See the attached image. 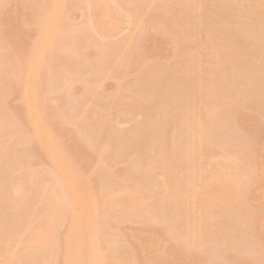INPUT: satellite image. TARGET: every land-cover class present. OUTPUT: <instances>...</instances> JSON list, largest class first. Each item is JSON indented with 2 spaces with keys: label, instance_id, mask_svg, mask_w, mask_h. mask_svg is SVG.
<instances>
[{
  "label": "rangeland",
  "instance_id": "1",
  "mask_svg": "<svg viewBox=\"0 0 264 264\" xmlns=\"http://www.w3.org/2000/svg\"><path fill=\"white\" fill-rule=\"evenodd\" d=\"M43 1L0 0V264H72L77 256L81 264H98L100 258L103 264H264V98L251 96L245 83L243 86L239 81L241 84L237 82L233 89L246 97L227 103L229 106H217L207 117L204 107L209 100L194 90V84L193 95L183 94L180 99L183 91L178 82L175 86L179 89L173 87L175 80L165 81L168 74L186 80L190 72L210 71L217 97L226 80L222 62L213 61L215 52L223 53L219 43L222 35L234 41L231 52L241 54L240 72L252 73L250 63L264 60L259 50L264 0H194L197 7H188L180 14L183 22L175 19L176 13L166 17L152 7L162 2L174 5L178 0H155L152 6L145 5V0H89V5L87 0H57L59 4ZM33 4L35 10L40 8L42 17L33 11ZM55 7H60V12ZM46 12L48 19H58L55 25L54 17L46 22ZM91 22L103 23L109 29L102 31L100 25L95 32L96 24ZM246 22L253 30L250 36ZM42 30L47 37L39 39ZM62 39L66 46L71 40L77 45L70 43L68 48L73 49L66 50L59 42ZM119 49L125 57L130 52L131 59L123 60L124 55L122 60L116 58L122 55ZM71 50L75 51L70 57ZM34 55L37 57L31 65L35 67H30L37 69H33L28 84L36 95L35 113L41 115L37 123L25 113L24 82L20 78ZM75 62L80 63L78 72ZM116 62L120 68L115 67ZM150 71L156 73L157 82L146 78ZM162 85L165 90L169 88L168 100L174 98L176 102L165 122L156 126L163 130V137L152 141L146 125L158 105L157 98L153 99L155 106L146 100L149 102H141L142 107L127 99L136 87L143 86L142 90L152 95L158 92L154 93L153 87L164 88ZM184 99L198 104L200 112L203 107L201 114L196 109L199 121L208 125L218 121L220 125L213 128L208 140L199 133L190 136L201 143H195L199 144V155L189 165L178 162L188 129L181 123L186 115L177 107ZM95 112L104 114L98 117ZM102 121L105 124L101 125ZM137 128L140 137L124 140L123 135ZM44 129L47 134L38 136ZM153 144L156 152L149 151ZM162 144L167 150L176 149V154L167 155L165 164L156 162L157 167L149 172V158L163 159L157 151ZM47 149L58 151L64 162L57 165ZM216 167L243 186L219 192L217 202L205 206L207 194L202 188ZM66 168L72 190L66 188L59 172ZM243 168L246 176L241 174ZM160 182L165 187H160ZM19 183L23 185L22 197L13 203L12 186ZM126 187L133 191V206L123 203L127 195L119 189ZM175 188L184 191L179 199L184 207L181 212L168 197ZM46 189H55L57 195L52 197L54 194ZM207 207L208 212L217 210L233 230L222 233L215 222L207 223L196 238L202 244L197 247V241L192 244L184 229L187 218H201ZM48 211L54 217L52 229H48L52 219ZM239 215L246 220H235ZM79 229L87 235L96 231L98 234L91 236L96 237L95 242L80 236ZM19 254L22 257L17 261Z\"/></svg>",
  "mask_w": 264,
  "mask_h": 264
},
{
  "label": "bare ground",
  "instance_id": "2",
  "mask_svg": "<svg viewBox=\"0 0 264 264\" xmlns=\"http://www.w3.org/2000/svg\"><path fill=\"white\" fill-rule=\"evenodd\" d=\"M46 1V0H45ZM45 1H43V2H45ZM48 1V0H47ZM88 1V2H87ZM87 1H85L84 3H86V4H90L89 2V0H87ZM226 0H221V2H225ZM52 2V1H51ZM51 2H49V3H51ZM55 2L56 3H58L59 4V2L57 1V0H55ZM152 2H155V0L153 1V0H145V5H151V3ZM31 3H33V2H31ZM101 4V2L99 3V5ZM156 4V6H154ZM88 5H86L87 7L86 8H88ZM154 5L152 6L153 8H155V9H160L163 13H164V15H166V17H172L175 13L177 14L176 16H175V19H178V20H180L181 22H183L184 21V19H183V14L182 15H180L181 13H183L184 11H185V9L186 8H188V7H191L192 9L193 8H196L197 7V4H195V1L194 0H178V1H176V3L174 4V5H172V4H168V3H154ZM33 6H35V4H33L32 5V9H33V11H35V12H37L38 11V16H40L41 15V13L39 12V10H40V8H38L39 10H35V8H33ZM48 6V5H47ZM105 6H106V4H105ZM158 6V7H157ZM56 7H58L57 6V4H56ZM55 7V8H56ZM148 8H150L149 6H147ZM151 7V8H152ZM119 9H122L121 7H119ZM48 10V9H47ZM52 10H54V9H52ZM55 11L57 12V11H59L60 12V7L59 8H56L55 9ZM121 11H123V10H121ZM48 12V11H47ZM47 12H46V15L45 16H47V20H46V22H48L49 21V19H51L52 20V18L54 17V16H52V18H49L48 19V15H47ZM50 12H51V8H50ZM33 13V12H32ZM135 13V16H136V18L138 19L139 17H138V14H136V12H134ZM35 16H37L36 15V13H33ZM32 14V16H34ZM51 14V13H50ZM60 13H56V16L57 15H59ZM35 16L32 18V19H35ZM43 15H41V17H42ZM44 16V17H45ZM134 16V15H133ZM92 17V16H91ZM95 17V16H94ZM38 18V22H42L41 24H44L43 23V21L42 20H39V17H37ZM58 18V17H57ZM136 18H134V22H138L137 21V19ZM95 19V18H94ZM100 19H101V21H105L103 18H101L100 17ZM99 19V20H100ZM103 19V20H102ZM141 20H140V22H142V18H140ZM44 21H45V18L43 19ZM57 20L58 19H56V17H54L53 18V25H55L56 24V22H57ZM91 20V19H90ZM139 20V19H138ZM247 20H248V22H250V19L249 18H247ZM36 21V22H37ZM97 21H98V19H97ZM151 21V20H150ZM34 23H35V25L37 24L35 21H33ZM88 22V21H87ZM86 22V23H87ZM106 22V21H105ZM155 22H157L156 20H155ZM248 22H246L247 24H245V27H246V33L250 36V35H252V33H253V30H252V27H250L249 26V23ZM151 23L153 24V25H156L155 23H154V21L152 20L151 21ZM39 24V23H38ZM37 24V25H38ZM40 24V25H41ZM91 24L92 25H94V24H96V25H94V27H95V32L96 31H99L100 30V28H102V27H104V25L102 26L101 24H103V23H99V22H95V23H92L91 22ZM137 24V23H136ZM100 25H101V27H100ZM109 27H110V25L109 24H107ZM137 25H140L141 26V23H139L138 22V24ZM58 26V25H57ZM89 27L91 26V25H88ZM98 26V28H96ZM39 27H41V29H42V27H43V25L42 26H39ZM83 26H81V28H82ZM84 27H86V26H84ZM100 27V28H99ZM107 26H105L104 28H102V31H103V29H104V31H105V28H106ZM137 27V26H136ZM139 27V26H138ZM38 28V27H37ZM88 28V27H87ZM108 28V27H107ZM40 29V28H39ZM40 29V30H41ZM56 32L57 33H59V30H58V28L56 27ZM89 29V28H88ZM88 29H86V33L88 32V33H91ZM97 29V30H96ZM109 29V28H108ZM108 29H106V30H108ZM38 30V29H37ZM40 30H38V31H40ZM50 30V29H49ZM44 31H46V30H44ZM43 30H42V32L38 35L39 36V39H43L44 38V36H46V35H43V32H44ZM84 31H85V29H84ZM56 32H54V34H56ZM261 32H262V34H263V41H262V43H261V45H260V53L264 56V24L262 25V27H261ZM85 33V32H84ZM94 33V32H93ZM100 34H98V33H96V34H98L99 36L101 35V34H103V32L101 33V31L99 32ZM45 34H46V32H45ZM105 34V33H104ZM97 35V36H98ZM185 35H189V33L187 32V33H185ZM41 36V37H40ZM47 37V36H46ZM101 37V36H100ZM72 37H70V39H71ZM61 39V38H60ZM61 44H63L64 46H66L67 44H66V42H63V39L61 40V41H59ZM70 43L71 44H75V45H77V43H73L72 42V40L71 41H69V43H68V46H66L67 48L70 46ZM219 43H220V46H222L223 48V53L221 52V55L219 54V52L218 53H216L215 52V54L213 55L214 57H213V59H215V60H213L214 62L216 61V63L215 64H218L219 62H222V65H224V76H225V78H226V80H224L225 81V86H224V88L221 90L222 92L218 95L217 94V97L215 96L216 94H214L213 93V90L212 89H214L216 86H215V81H213L214 80V76H213V74L214 73H212V72H210V71H202V72H200V73H198L197 75L195 74V73H191L190 72V75L188 76L187 75V77L186 78H188V79H183V77L182 78H180V76L178 77L177 75H175V74H168V76H166L167 78H166V80L165 81H167L168 80V83L170 82V81H172V80H175V82H174V86L173 87H177V89H179V87H180V89L183 91V93H182V96H180V99H182L183 98V96L185 95V97H189L190 95H191V93H192V95H193V93H194V91H193V89H192V84H194V86H195V88H194V90L196 91L197 90V92H199V93H202V95L207 99V100H209V104H205L206 106L204 107V114L208 117V116H210V115H212L213 114V112H216V110L218 109L217 108V106L218 107H222V105H224V107H225V105H228L229 106V104H227V103H230V105H231V103L232 104H234V103H236L235 101H239L238 99H241V98H244V96L246 97V95L245 94H243V93H240V91H236V89H233V87L235 88V86L237 87V85H236V83L238 82V83H242V85L244 86V84H243V82L245 83V85H246V89L245 90H247V88H248V90H249V92H250V94H251V96L254 94V96H258V98L259 97H262L261 99H263L264 98V64L262 63V61L264 62V60L262 59V61L261 60H259V61H255V62H252V63H250V67L252 68V73H242V72H240L241 70H242V68H241V65H242V57H241V54L239 53V52H236V51H234V50H232V52H231V49L233 48V46H234V41L232 40V39H230V38H228V39H225L224 38V36L222 35L221 36V38L219 39ZM61 44H60V46H61ZM66 44V45H65ZM75 45H72V46H75ZM100 46L102 45V44H99ZM102 47V46H101ZM62 48V47H61ZM75 48V47H74ZM129 48V47H128ZM221 48V47H220ZM33 49V48H32ZM41 49V50H40ZM65 49V48H64ZM70 49H73V48H70ZM70 49L68 48V49H66V50H69L70 51ZM127 49V48H126ZM63 50V49H62ZM65 50V51H66ZM121 49H119L118 50V53H120L119 51H120ZM124 51H125V49H123ZM37 51H42V48H37ZM72 51H75V50H71V53L69 54V52H68V55L71 57V55H72ZM128 51V49L126 50V52L125 53H128L127 52ZM130 51H132V49L130 50ZM63 52H64V50H63ZM67 52V51H66ZM118 53H115V54H117V55H115V57L116 56H118ZM125 53H120V54H122L121 56L119 55V57H116V58H120V57H122L123 58V55H124V57H125ZM35 54H38V52H35ZM260 54V55H261ZM38 55H40V54H38ZM42 55V54H41ZM66 55V57L65 58H67L66 60H68V57H67V54H65ZM64 55V56H65ZM36 55H34L32 58H31V62H30V64L28 65H26L25 66V68H24V71L22 70V72L21 73H23L22 75L23 76H21L20 78H22V82H24V89H23V91H24V95H23V98H24V101H25V113L28 115V117L30 118V120L33 122V123H37V122H40V119H41V115H37L36 113H35V110H34V107L36 106V101H35V97H36V95H35V92L33 93L32 92V89L29 87V82H28V80L34 75V70H35V72H36V69H37V67H36V69H32L31 67H30V65H31V63H32V61H35L34 59H36V57H35ZM43 56V55H42ZM113 55H111V57H112ZM69 57V58H70ZM111 57H109L110 59H111ZM126 57L127 58H130V52H129V54H126ZM126 57L125 58H123V60L125 59L126 60ZM261 57V56H260ZM27 58V57H26ZM34 58V59H33ZM108 58V59H109ZM112 58H114V56L112 57ZM30 59V58H29ZM109 59V60H110ZM131 59V58H130ZM27 60H28V58H27ZM27 60H25L26 62H27ZM70 60V59H69ZM117 60V59H116ZM120 60H122L121 58H120ZM119 60V61H120ZM71 61V60H70ZM111 61H113V59H111ZM129 61V59H127V62ZM212 61V62H213ZM109 63H110V61H108ZM114 62H115V58H114ZM122 62V61H121ZM37 63V62H36ZM106 63V62H105ZM113 63V62H112ZM112 63H110V64H112ZM124 65H125V63L124 62H122ZM33 64V63H32ZM75 65H74V67L75 68H77L76 69V71L75 72H78V69L80 68V63L78 62H75L74 63ZM77 64V65H76ZM114 64V63H113ZM116 64H117V62H116ZM119 64V63H118ZM117 64V65H118ZM121 64V63H120ZM122 64V67H124V65ZM221 64V63H220ZM25 65V64H24ZM106 65H108V64H106ZM32 67H35V65H31ZM109 67L111 66V65H108ZM114 67V66H113ZM115 67H117V68H120L121 66H116L115 65ZM114 67V68H115ZM75 68H74V70H75ZM209 70V69H208ZM189 74V73H188ZM236 74H238L239 75V80L237 81L236 80ZM155 76H157L156 75V73H151V71H150V73L147 75V77L146 78H148V77H150V78H152V79H157ZM38 77V76H37ZM149 78V80H151ZM184 78H185V76H184ZM164 79V78H163ZM190 79V80H189ZM40 80V79H39ZM201 80H203V81H201ZM152 81V80H151ZM154 81V80H153ZM162 81V80H161ZM240 81V82H239ZM33 82V81H32ZM156 82H157V80H156ZM159 82V81H158ZM178 82V84H179V87L178 86H175L176 84L175 83H177ZM213 82H214V86H213ZM240 83V84H241ZM170 84H172V83H170ZM165 85V84H164ZM169 85V84H168ZM163 86V85H162ZM140 87H142L143 88V86H140ZM164 88H162V87H157V88H155V86L153 87L154 88V93L155 92H157L156 94H152L151 92H149L148 94H152V95H147L146 94V92L145 91H147V90H142V88H137L136 87V89H134V91L132 92L133 93V95L130 97V98H128L127 99V101L130 103V104H136V106L138 105V106H140V104H142L141 102H145L146 100H152L153 101V103H152V105H154L155 104V100H153V99H155V98H157L156 100H157V106H155L154 107V111L151 113L150 111V114H149V116H148V125H146V127H148V129H147V131L148 132H150V135L151 136H153L151 139H152V141L153 140H157L158 138H160V137H163V134H164V132H163V130L161 129V128H158V127H156V126H158L159 124L161 125V124H163L164 122H165V120H166V118L168 117V115L170 114V112L173 110V101H175L176 102V99H171V100H168V99H170L169 98V96H167L166 95V91L169 89H167V90H165L166 89V87L165 86H163ZM170 87V86H169ZM175 88H172V90H174ZM215 90V89H214ZM238 90V89H237ZM148 92V91H147ZM152 92H153V89H152ZM242 92V91H241ZM248 92V93H249ZM178 93V92H177ZM184 94V95H183ZM165 95H166V97H165ZM179 95V94H178ZM177 95V97H179ZM181 95V94H180ZM249 95V94H248ZM148 97H149V99H148ZM168 97V98H167ZM176 97V96H175ZM205 100V99H204ZM146 102H149V101H146ZM234 102V103H233ZM202 103V102H201ZM200 103V104H201ZM151 105V107H153ZM196 105H198V104H191V103H189V102H187L185 99L184 100H182V102L179 104V105H177V107H179V108H181V110L185 113V115H186V117L185 118H182L184 121H182L181 123H182V125L183 124H185L186 126H187V130H185V132H186V135H185V139H186V141L184 142V145H183V147L179 150V152H178V162L179 163H181V164H187V165H189L190 163H193V161L197 158V156L199 155V151H198V146H199V144L201 143V141H199V139H197V141L196 142H198L197 144L198 145H196L195 143L196 142H194V140H192V139H194V138H190V136L191 135H193L194 133H199L200 135H201V137H202V135H203V139L205 138V140H208L209 138H211L212 137V131H213V128H217V127H219L220 125L217 123V122H213V125H208L207 123H203V122H201V121H199V114H201L202 113V111H203V107H201L202 109V111L200 112V107L198 106H196ZM204 105V104H203ZM202 105V106H203ZM209 105V106H208ZM140 107H142V106H140ZM217 108V109H216ZM149 109V108H148ZM196 109H199V114H198V110H196ZM152 110V109H151ZM99 112H100V110H99ZM107 112V111H106ZM90 113V112H89ZM96 113V112H95ZM102 114H104L103 112H101ZM40 114V113H39ZM94 114V113H93ZM102 114H98V113H96V114H94V115H98V117H100ZM204 114H202V115H204ZM91 115H92V113H91ZM100 115V116H99ZM201 115V116H202ZM204 115V116H205ZM196 116H198V117H196ZM201 116H200V119H201ZM198 118V119H197ZM202 119H203V117H202ZM151 123H153L154 124V126L151 124ZM99 124V126H100V122L98 123ZM98 124H95L94 126H96L94 129L96 130L97 129V131H98ZM103 124H105V122H103L102 121V123H101V125H103ZM209 124H212V123H209ZM93 126V127H94ZM108 126V125H107ZM151 126H153V129L152 128H150ZM163 126V125H162ZM103 127H105V126H102V127H99V129L101 128H103ZM46 128V127H45ZM100 129V130H101ZM49 130V129H48ZM96 131V132H97ZM100 132V131H99ZM146 132V131H145ZM182 133H183V130L181 131ZM44 134H47V131L44 129L43 131L42 130H40V132L38 133V136H40V137H42V136H44ZM140 135H141V131L137 128V129H134V130H131V131H129V133H127V134H125V135H123V138H124V140H127V137H131V138H133V137H135V136H138V137H140ZM200 137V138H201ZM122 140V139H121ZM173 140H174V138H172V142H171V144L173 143ZM201 140H202V138H201ZM203 141V140H202ZM122 142V141H121ZM155 144H156V146H157V142H155ZM169 149H170V147H169ZM168 149V150H169ZM55 150V149H54ZM52 151L51 149H47V155L48 156H50L52 159H53V161L54 162H56V164L58 165L59 163H63L64 161H62V157L60 156V154H58V151ZM168 150H167V148H166V146L164 145V144H162L161 146H159L158 147V149H157V151L160 153V154H162V157H163V159H161L160 161L159 160H156V159H154L153 157H151V158H153V159H151V158H149V161H148V163H147V167H148V170H149V172L151 171V170H153L154 168H155V166L157 167V164L155 165V163L156 162H158L159 164H162V163H164L165 164V161H167L168 160V157H167V155H175L176 154V152H175V150H173V148L172 149H170L169 150V152H168ZM149 151L150 152H156V150H155V145L153 144V146L151 145L150 146V148H149ZM220 164L222 165V169H223V167H224V164H223V162L222 161H220ZM222 169H221V167H216L215 169H214V171H212V173L210 174V177H209V179L207 180L208 182L207 183H205L204 184V186H203V188H202V191H203V193L205 192L206 194H207V197H206V199H205V201L207 202L206 203V205L205 206H208V205H210V204H214L215 202H217V200H218V197L220 196V194H219V192H223V191H227V190H230V191H233L232 189H234L235 187H237L238 186V184L241 186L242 184H241V181H237L234 177H232V176H230L229 174H227L226 172H224V171H222ZM59 172H60V175H61V178L63 179V182H64V184H65V186H66V188L68 189V190H72V187H73V184H71L70 183V181H69V177H68V174H67V168L65 169V170H59ZM241 174L243 175V176H246L248 173H247V170L246 169H242L241 170ZM160 187H165L164 185H163V183H161L160 182V185H159ZM243 186V185H242ZM12 189H15V193H14V196H12L11 197V201L13 202V203H16V202H18L19 201V198L20 197H22L21 196V193L23 192V185H20V183L19 184H16V185H13L12 186ZM46 190H48V189H46ZM119 191L123 194L124 193V195L126 194L127 196H124V199H122L123 200V203H125V204H127V205H131V206H133V203L132 202H134L133 200H134V198L135 197H133L132 198V194L133 193H130V191H132L131 190V187H126V188H123V189H119ZM133 192V191H132ZM48 193H53L54 195H52V197L53 196H55V195H57V193L55 192V189H49L48 190ZM128 193H129V195H128ZM183 193H184V191L183 190H179V189H177V188H175V189H173L171 192H169L168 193V197H169V199H171L173 202L175 201L176 203H177V205H175V207H176V209L179 211V212H181V211H183L184 210V207H181V206H183V204H182V201H180L181 199H180V197L183 195ZM130 195H132V196H130ZM123 196V195H122ZM123 198V197H122ZM223 198V197H222ZM229 198V197H228ZM180 199V200H179ZM111 200V199H110ZM80 201H82V202H80ZM79 202H80V205H81V207H84V203H83V200H80ZM224 201H227V200H224ZM111 203H113V202H111ZM228 203V202H227ZM59 204V203H58ZM58 204H55L54 206H49L47 209H51L52 207H55V206H57ZM13 207H15V204H11ZM110 205V204H109ZM112 205V204H111ZM229 206V204H227L225 207H228ZM208 207L205 209V211L206 212H204V215H201V218H197V219H190V218H187L188 220V222L186 223L187 225H186V227H185V231H186V233H187V237H188V239H189V237L191 238V239H189L190 241L192 240V242H194V243H192V244H196V243H198V245H197V247L198 246H202V244L200 243V241H197V237L199 236V234L202 232V231H204V229H205V225L207 224V223H213V222H215L217 225H219V230L222 232V233H225V232H227V231H232L233 230V228L226 222V220H224V218L223 217H221L220 216V214H218L215 210L214 211H209L208 212ZM198 210H204V209H198ZM197 210V211H198ZM48 213L50 214L51 212L50 211H48ZM49 218H52L51 220H50V222H48V229H49V227H50V229H52V227L54 226V217H53V213L52 214H50L49 215ZM49 218H47V219H49ZM235 220H237V221H244V220H246V216H244V215H239V216H237V217H235L234 218ZM81 221V220H80ZM92 230V229H91ZM90 230V231H91ZM79 232H80V236L82 235V237L84 238V239H89V237H91L92 235H97L98 233L96 232V231H94V230H92L91 232H89L88 233V235H87V233L86 232H83V230L82 229H79ZM84 236H89V237H87V238H85ZM52 237V236H51ZM94 238V237H93ZM92 237H91V239H93ZM95 239H96V237H95ZM95 239H93L94 240V242H95ZM97 239L99 240V238L97 237ZM97 240V242H99ZM197 241V242H196ZM196 242V243H195ZM44 243H47L46 242V240H45V242ZM191 243V242H190ZM199 243H200V245H199ZM191 244V245H192ZM46 246H47V244H46ZM48 246H49V244H48ZM190 246V245H189ZM49 249V248H48ZM92 249V248H91ZM67 250H68V247H67ZM93 251H95V249H92ZM19 256V258H16V260L17 261H19L20 259H21V257H22V255H18ZM78 257V256H77ZM75 258V262H72V264H81V262H80V260L81 259H79V258ZM73 258H74V256H73ZM98 258H100V257H98ZM102 258H100V259H98V264L99 263H101V264H103L104 263V260H103V263H102V260H101ZM13 264H21V263H13Z\"/></svg>",
  "mask_w": 264,
  "mask_h": 264
}]
</instances>
